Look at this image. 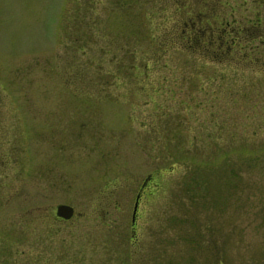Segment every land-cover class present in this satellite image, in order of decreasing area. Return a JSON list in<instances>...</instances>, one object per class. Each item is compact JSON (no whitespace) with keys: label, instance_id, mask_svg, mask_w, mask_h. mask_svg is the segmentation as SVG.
Instances as JSON below:
<instances>
[{"label":"rangeland","instance_id":"374dc122","mask_svg":"<svg viewBox=\"0 0 264 264\" xmlns=\"http://www.w3.org/2000/svg\"><path fill=\"white\" fill-rule=\"evenodd\" d=\"M263 35L264 0H0V264H264Z\"/></svg>","mask_w":264,"mask_h":264},{"label":"water","instance_id":"95a60500","mask_svg":"<svg viewBox=\"0 0 264 264\" xmlns=\"http://www.w3.org/2000/svg\"><path fill=\"white\" fill-rule=\"evenodd\" d=\"M135 208V204L133 206V211ZM55 214L63 219H67L72 214V208L67 205L59 204L55 207Z\"/></svg>","mask_w":264,"mask_h":264},{"label":"trees","instance_id":"16d2710c","mask_svg":"<svg viewBox=\"0 0 264 264\" xmlns=\"http://www.w3.org/2000/svg\"><path fill=\"white\" fill-rule=\"evenodd\" d=\"M223 27H221V29H218V31L220 32L221 30H223L225 33L228 32V35H231L232 33H234L235 35H239V29H236V28H230L231 30L228 31V28L227 27H224L225 26V23H223ZM229 26V24H227ZM259 28H261L260 24L257 25ZM253 28V26H251ZM261 31V30H260ZM264 36V35H263ZM218 44H220V39L223 38L222 36V33L218 36ZM263 41V40H262ZM234 44V40L232 41ZM229 44V43H228ZM263 45V44H262Z\"/></svg>","mask_w":264,"mask_h":264}]
</instances>
